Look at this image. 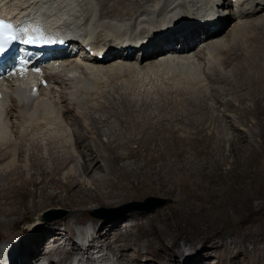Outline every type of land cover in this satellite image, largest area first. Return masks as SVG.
I'll list each match as a JSON object with an SVG mask.
<instances>
[{
	"label": "bare ground",
	"instance_id": "bare-ground-1",
	"mask_svg": "<svg viewBox=\"0 0 264 264\" xmlns=\"http://www.w3.org/2000/svg\"><path fill=\"white\" fill-rule=\"evenodd\" d=\"M5 6L8 17L32 23L41 19V27L51 28L49 44L65 46L53 52L60 55L54 62L62 60L65 66L50 69L47 61L35 62L40 95L31 91L33 82L26 75L0 80L5 117L0 130V228L22 219L35 221L28 208L21 215L20 203L26 206L29 197L35 209H46L49 201L56 205L49 208H76L69 219L42 217L31 226L32 235L20 248L11 244L19 248L9 253L12 264H155L143 263L145 253L161 259L160 264H181L185 251L174 253L170 241L185 233L199 252H189L184 264H236L261 253L264 0H0V8ZM215 64L234 72L210 70ZM203 80L231 85L225 90L233 98L219 101L217 85L214 97L235 110L238 120L261 128L251 132L258 146L233 119L229 125L236 132L229 152L227 141L213 146L215 138L229 139L222 127L227 114L210 109L212 95L205 90L192 92L183 103L153 96L156 89H164L161 94L188 91ZM102 98L122 106L115 108L116 120L82 114L85 104L104 103ZM103 135L108 141H101ZM186 142L192 148H185ZM50 187L59 191L48 193ZM151 192L173 202L153 214L128 213L134 222L125 230L118 221H103L89 244L74 240L71 225L83 212L78 205L114 206ZM95 241L101 255L92 251ZM9 247L0 242V256ZM105 248L113 254L105 255ZM80 252L85 260L74 257ZM124 258L127 262H119Z\"/></svg>",
	"mask_w": 264,
	"mask_h": 264
},
{
	"label": "rangeland",
	"instance_id": "rangeland-1",
	"mask_svg": "<svg viewBox=\"0 0 264 264\" xmlns=\"http://www.w3.org/2000/svg\"><path fill=\"white\" fill-rule=\"evenodd\" d=\"M235 1V0H234ZM113 2V1H112ZM161 2V1H160ZM100 9H101V6L99 7ZM127 48V47H126ZM117 49H119V48H117ZM224 57H225V54H222L221 55V59L223 60L224 59ZM234 63H237V61H235ZM234 63H232V64H234ZM217 65V66H216ZM219 64H215L214 66H212V69H210V70H212L213 71V69H216L217 68V70H218V68L220 69V71L219 72H222V73H225V74H227L228 72L229 73H231L232 72V74H233V68H231V67H222L221 65H219ZM214 67V68H213ZM216 67V68H215ZM211 71V72H212ZM224 75V74H223ZM197 84V85H196ZM196 84L193 86V88L192 89H188V91L186 90V91H178V92H180V93H178V92H169V91H166L165 90V92L163 93V94H161L162 92V90H164V89H156V91H155V93H157V91L159 92V93H157V95H155V93L153 94V96L155 97V99L157 100V99H160V98H168L170 101L172 100V97L174 98V100L175 101H177V102H180V100H181V102L180 103H183V101H185V99L186 98H189V96L191 95V93L192 94H198V95H200L198 92H200L201 91V89H202V91H201V93L203 92L204 93V90H205V92L206 93H208V95L209 96H211L209 99H208V101H209V105H211V107H210V109L215 113V114H224V112L227 114L226 116H225V118H222V122H223V124H222V127H223V129H225V134H224V136L225 137H229V139H226L225 141H224V137H220V138H215V139H213L215 142L213 143V146L215 145V147H216V144H218V145H226L225 146V148L227 149V152H229V149H230V147H231V144L230 143H232V140H233V133L234 132H236V131H234L235 129H234V126L232 125V123H231V125H229L230 124V120H234V122L236 123V125H238L240 128H241V131L242 132H248L249 133V139L256 145V146H258L259 145V143H258V139L256 140V138H254V137H251V132H252V130L254 129V130H256V131H260L261 130V128L258 126V125H255V122H253V121H248V120H245V121H240V120H238V118H237V114H236V112H235V110H232V109H227L221 102L222 101H227V100H230L231 98H233L232 97V95H231V93L230 92H228V91H226L225 89V87H227V86H231V85H227L225 82H219L218 84H214V86H216L217 85V87H218V89L220 90L219 92H221V94L219 95V97L220 98H218V100L220 101V100H222L221 102H219L217 99H216V97H214V92L212 91L213 90V88L212 87H214L213 86V83L212 82H209L208 80H203V81H200L199 83L198 82H196ZM201 87V88H200ZM195 88V89H194ZM200 89V90H199ZM130 90V89H129ZM161 92V93H160ZM211 92V93H210ZM166 93V94H165ZM169 93V94H168ZM210 93V94H209ZM229 93V94H228ZM163 95L162 97H161V95ZM179 94H181V95H179ZM185 94V96H183ZM143 97H147V98H152V96H148V95H146V93H142L141 94ZM176 95H179L178 97H176ZM187 95V96H186ZM157 96H160V97H157ZM157 97V98H156ZM171 97V98H170ZM182 98V99H181ZM184 99V100H183ZM102 101H104V98H102L101 99ZM106 100V99H105ZM173 100V101H174ZM217 100V101H216ZM107 103V105H108V101L106 100V101H104V103L103 102H101L100 100H95V101H90V102H88L87 104H85V106H84V109L85 110H83V108H82V114H85L86 115V118L88 117L89 118V116H90V118H91V116H95V115H97L96 117H100V118H108V117H110V118H113L114 120H116L117 119V116L115 117V115H116V110L117 109H121L122 108V106L121 105H118L117 103H112V101L111 102H109V105H111L112 107H113V109H112V107L111 106H106V103ZM250 103H252L251 101H249ZM113 105H112V104ZM221 103V104H220ZM102 104H104V106H102ZM93 106V107H92ZM95 106V107H94ZM97 106V107H96ZM102 106V107H101ZM118 106V108H116ZM121 106V107H120ZM104 107V108H103ZM92 108H94V110L92 109ZM101 108V109H100ZM108 110H107V109ZM115 108H116V110H115ZM92 109V110H91ZM105 109H106V111H105ZM226 109V110H225ZM88 110V111H87ZM104 110V111H103ZM112 111V112H111ZM113 111H115V112H113ZM88 112V113H87ZM91 113V114H90ZM92 113H93V115H92ZM114 113H115V115H114ZM87 114H89V115H87ZM95 114V115H94ZM84 115V116H85ZM109 115V116H108ZM229 115V116H228ZM112 116V117H111ZM115 117V118H114ZM225 119V120H224ZM88 120H90V119H88ZM228 122V123H227ZM233 128H232V127ZM260 129V130H259ZM228 130V131H227ZM226 132H228V133H226ZM71 139V138H70ZM69 138H68V142L69 143H71V140H70ZM219 139V140H218ZM221 139V140H220ZM232 139V140H231ZM104 141V142H106V141H108V135H103V136H101V141ZM213 140H211V141H213ZM218 140V141H217ZM223 140V141H222ZM231 140V141H230ZM226 141L228 142V143H226ZM218 142V143H217ZM222 142V143H221ZM226 144H225V143ZM30 143V142H29ZM95 143H96V141H95ZM220 143V144H219ZM185 145L184 146H186L187 144H188V142H186V143H184ZM189 146H187V147H185V148H192V145L191 144H188ZM137 146V144H133L132 145V147H136ZM184 146H182V147H184ZM229 147V148H228ZM72 151H73V153H75V151H74V149H73V146H72V149H71ZM78 159H80V157H79V155H78V153H76L75 154V163L77 164V162H78ZM206 159H204V161H205ZM231 160H233V158H231ZM227 166H229V163H227L226 165H225V167H227ZM94 187V186H93ZM47 191H48V193H57L58 191H59V189L58 188H56V187H50V188H48L47 189ZM149 197H158V198H164V199H166V202H165V204H163L162 206H159V207H157L155 210H141V209H139V208H136L135 206H137V205H135L134 203H136V202H142V203H144L145 202V200L147 199V198H149ZM38 200V199H37ZM34 198H28L27 200H26V206L24 205V204H22V203H20V209H21V215L22 214H24L25 213V211H26V208H28L31 212H33V214H34V219H35V221H31V220H29V219H22L21 220V222L19 223V224H13V225H11V226H9V227H7V228H5V229H3V228H0V237H1V241L0 242H5L8 246H10V249L7 251V252H9V253H12L13 254V251H18V249L20 248V246H22V244L26 241V240H28L29 239V237L32 235L31 234V231L32 230H30V229H32V227L33 228H35V226H36V224H37V222H40V221H44V219L42 218L43 217V213H44V211L45 210H47V209H50L49 208V205H54V206H56L55 205V202H47V204H45V207H46V209H42V208H38V209H35L34 208ZM48 201V200H47ZM258 201L259 200H255V203H258ZM41 202V201H40ZM173 202V200H172V198L171 197H169V196H167V195H163V194H160V193H147V194H145V196L143 197V198H141V199H130V200H126V201H124L123 203H120V204H116V205H114V206H107V205H104V204H100V203H98V202H91V203H89V204H84V205H78L77 206V208H81L82 209V214L80 215V218L78 219V221H76V222H73L72 223V225H71V228L73 229L72 231H74V233H75V231H76V228L78 227V226H81L82 224H85V223H90L89 225L91 226V228H90V234L86 237V239H85V241H81V243L80 244H89L90 243V241H91V239H92V237L93 236H96L97 234H96V231H97V229L101 226V224H102V222L103 221H107L106 222V224H110V223H113V222H115V221H118V223H119V226H121L124 230L126 229V226L129 224V222H134L133 220H129L128 219V213H130V212H132V211H139V212H142V213H145V214H153L156 210H158V209H162V208H166V206L168 205V204H171ZM155 203V200L154 201H151V202H149V203H147V204H144V206H147V207H150V206H152L153 204ZM48 206V207H47ZM60 209H63V210H65V214L64 215H61V216H59V217H55V218H49L50 220L51 219H56V218H61V217H66L67 219H69L72 215H73V213H74V210L76 209L73 205L72 206H68V205H63V207H60ZM167 211H168V209H167ZM3 219H5V217H2ZM13 218V217H12ZM136 222V221H135ZM32 226V227H31ZM24 229H28V231L27 232H24V233H19V231H22V230H24ZM133 230H134V232H137L138 231V229L137 228H133ZM90 236V237H89ZM189 236H191L190 235V233L189 234H187V233H185V234H181V235H179L178 237H177V241L176 242H173V240H171L170 242L174 245L173 246V252L174 253H176V252H179L180 250H184L185 251V255H183L182 257H181V259L180 260H178V262L179 263H181V264H184L185 262H187L188 260H189V252H199V249H194V247H192V245H191V242L190 241H187V237H189ZM77 239V237H76V235L74 236V240H76ZM146 239H147V237H145L144 239H143V246H144V242H146ZM90 240V241H89ZM77 242H78V239L76 240ZM15 243L16 244V246L18 245V247L19 248H17V250H14V248H13V246H11V244H9V243ZM94 245H93V249H92V251L94 250V253H95V255H101L102 254V252H100V251H98L99 249H100V247H98L99 245V243L97 242V241H95L94 243H93ZM200 245H201V242L200 241H197V246H199L200 247ZM95 246V247H94ZM141 247V251H143V253H145L146 252V248L145 247ZM248 246H249V249H252V247H253V244L252 243H249L248 244ZM259 247L262 249V251H261V253H259L256 257H255V259H252V260H247V261H245V262H243L242 260L241 261H237L236 262V264H255V262H256V260L257 259H264V241H262V242H260L259 243ZM110 249H112V248H109V249H107V248H105V250L103 251V253L105 254V255H107V254H113V252L114 251H112V250H110ZM98 251V252H97ZM23 253V252H22ZM214 253H216V251L214 252ZM77 256H80L79 258H81V259H86V257L84 256V254L82 253V252H80V253H77L76 254ZM74 257H75V255H74ZM101 257V256H100ZM73 258V257H72ZM71 258V259H72ZM71 259H70V261H71ZM101 260H102V257L100 258ZM116 260H117V258H116ZM122 261H120L119 260V262H127V259H121ZM142 260H143V263H151V262H154L155 264H160V260L161 259H159V258H154V257H152L151 255H149V254H147V253H145L144 255H143V258H142ZM70 261H69V263H70ZM103 261V260H102ZM82 262V263H81ZM77 264H79V263H77ZM80 264H83V261H80ZM223 264H231L230 262H225V263H223Z\"/></svg>",
	"mask_w": 264,
	"mask_h": 264
},
{
	"label": "water",
	"instance_id": "water-1",
	"mask_svg": "<svg viewBox=\"0 0 264 264\" xmlns=\"http://www.w3.org/2000/svg\"><path fill=\"white\" fill-rule=\"evenodd\" d=\"M154 200H155V203L152 206H150V207L144 206V204H147V203H149L151 201H154ZM165 202H166V199H164V198L149 197V198H147L145 200L144 203L136 202L134 204L137 205V206H135L136 208H139L141 210H145V209L146 210H155L157 207L162 206L163 204H165ZM65 213L66 212L63 209L50 208V209H47V210L44 211L43 218L44 219L55 218V217H59L61 215H64ZM0 239H1V237H0Z\"/></svg>",
	"mask_w": 264,
	"mask_h": 264
},
{
	"label": "snow or ice",
	"instance_id": "snow-or-ice-1",
	"mask_svg": "<svg viewBox=\"0 0 264 264\" xmlns=\"http://www.w3.org/2000/svg\"><path fill=\"white\" fill-rule=\"evenodd\" d=\"M6 27H11V25L9 24V25H6ZM24 43H28L29 41H27V40H25V41H23ZM3 49H0V54H3ZM38 71V70H37Z\"/></svg>",
	"mask_w": 264,
	"mask_h": 264
},
{
	"label": "clouds",
	"instance_id": "clouds-1",
	"mask_svg": "<svg viewBox=\"0 0 264 264\" xmlns=\"http://www.w3.org/2000/svg\"><path fill=\"white\" fill-rule=\"evenodd\" d=\"M86 224V223H85ZM83 225V224H82Z\"/></svg>",
	"mask_w": 264,
	"mask_h": 264
}]
</instances>
